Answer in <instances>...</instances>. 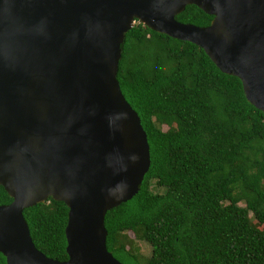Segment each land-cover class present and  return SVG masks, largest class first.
Wrapping results in <instances>:
<instances>
[{"label":"water","instance_id":"obj_1","mask_svg":"<svg viewBox=\"0 0 264 264\" xmlns=\"http://www.w3.org/2000/svg\"><path fill=\"white\" fill-rule=\"evenodd\" d=\"M188 5L209 24L177 22ZM135 22L201 49L264 115V0H0L5 264H120L105 248L104 215L137 193L149 167L145 133L116 80ZM47 200L67 209L65 261L34 248L22 217Z\"/></svg>","mask_w":264,"mask_h":264},{"label":"trees","instance_id":"obj_2","mask_svg":"<svg viewBox=\"0 0 264 264\" xmlns=\"http://www.w3.org/2000/svg\"><path fill=\"white\" fill-rule=\"evenodd\" d=\"M174 19L204 27L212 17L188 5ZM116 80L145 133L149 167L137 193L104 215L107 252L120 264H264V115L239 80L198 47L137 22ZM9 202L0 187V205ZM66 215L52 200L22 211L46 258L67 259ZM127 234L149 246L146 258Z\"/></svg>","mask_w":264,"mask_h":264},{"label":"rangeland","instance_id":"obj_3","mask_svg":"<svg viewBox=\"0 0 264 264\" xmlns=\"http://www.w3.org/2000/svg\"><path fill=\"white\" fill-rule=\"evenodd\" d=\"M161 128L166 130L165 126H162ZM240 205H242V203ZM127 237L133 242L140 256L146 258L149 255V246L145 242L134 240L131 234H127Z\"/></svg>","mask_w":264,"mask_h":264}]
</instances>
